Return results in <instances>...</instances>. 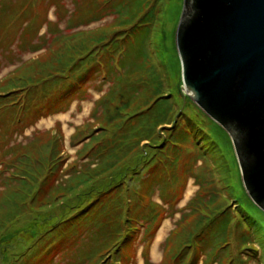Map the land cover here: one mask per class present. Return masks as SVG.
Masks as SVG:
<instances>
[{"label": "rangeland", "instance_id": "1", "mask_svg": "<svg viewBox=\"0 0 264 264\" xmlns=\"http://www.w3.org/2000/svg\"><path fill=\"white\" fill-rule=\"evenodd\" d=\"M15 1L18 2L0 0V5L3 4L0 13H9ZM95 1L100 6V17L85 23L91 15L88 9L81 10L82 0H27L31 2L32 21L36 22V26L43 25L39 34L31 22L20 24L17 19L9 26L7 33H11L10 41L7 39L9 42L0 43V92L5 90L9 77L20 74L23 64L33 62L39 56L43 58L37 61L48 62L44 74L52 70L57 61L52 52L57 49L54 44L57 36V40L62 36L61 40L65 38L71 42L74 38L85 36V33L95 34L93 30L102 26L113 29V24L117 22L116 14L104 8L105 0ZM152 6L155 12L151 9L146 20V41L141 39L143 28L137 32L139 41L146 42L150 63L165 78L164 91L170 92L176 103L172 116L176 120L179 117L176 112L188 97L183 90L182 66L176 42L184 0H157ZM6 16L0 15V22L4 23ZM79 17L84 21H80ZM49 23L55 24L53 30L49 28ZM100 48L102 44L95 41L88 44V50L92 49L91 55L99 52ZM118 57H115L116 61ZM116 61L113 62L116 69L109 75L92 73L82 79L81 89L72 87L66 91L68 93H57L53 96L52 106H46L50 112L46 110V114L39 118L32 111L31 119L26 121L27 109L23 110L18 102L13 109L18 106V117L23 115V122L15 124L11 119L0 122V171L12 160L21 159L29 152H36L33 154L35 159L49 156L52 146L56 149L55 161L58 165V170L50 174L47 182H42L44 178L41 177V185L34 184L36 187L28 199L25 198L26 193L17 191L15 182L7 186L2 183L8 172L0 177V264H73L76 256L81 257L88 249L89 256H93L95 247L99 251L103 245L100 251L105 253L103 262L107 264H144L145 261L146 264H172L173 256L183 246H191L192 256L194 252L199 253L196 264H204L203 261L207 264H264V211L248 198L233 139L219 123L223 131L217 138L214 137L218 147L212 148L208 141L205 154L197 149L194 141H188L190 145L182 159L172 169L165 168L158 174L152 169L153 160L146 165V159L140 156L144 150H139V147L153 153L159 146H147L148 141H143L136 148L131 146L132 141L126 143L119 154L120 165L134 163L139 157L141 171L134 183H138L141 191L136 193L138 188L132 187L124 195L111 199V203H106L107 207L100 204L99 209V202H95L81 217L71 220L82 211L90 195L92 200H97V191L113 185L108 174H100L91 183L92 190L84 187L69 189L74 185V173L83 171L89 160L85 154L90 150V160L94 162L92 167H96L103 160L96 156L99 148L113 144V136L118 134L117 129L101 138L103 141L89 143L90 135L85 136V133L99 129L97 127L101 123L98 120L105 117L107 107L115 105L106 104L103 97L118 88L117 76L125 75L126 70ZM38 65L33 63L22 74L36 79L37 73L42 74ZM119 125L127 126V120H119ZM164 129V126L157 129L160 138L165 136ZM170 133L167 132V135ZM53 169L48 164L42 173H50ZM131 175H127L123 182L131 181L132 184ZM120 176L115 177V182L121 180ZM27 186L22 187L26 189ZM188 189L192 190V194L186 197ZM104 200L108 201L109 196ZM223 205H227L229 211L216 209V206L223 208ZM118 208L125 223L121 228L124 233L118 238L121 245L117 249L115 238H105L110 233L106 236L101 234L107 230L111 219L120 216ZM149 209H154V212H147ZM11 213L13 222L10 220ZM63 218L66 220L61 225L64 228L61 234L68 237L62 239L61 236L44 245L49 238L46 233L59 225ZM79 229L81 235L73 243L70 233ZM161 230L164 231L163 236L157 241ZM108 245L111 248L105 252ZM231 254L232 258L229 257ZM117 259L122 262H117Z\"/></svg>", "mask_w": 264, "mask_h": 264}, {"label": "trees", "instance_id": "2", "mask_svg": "<svg viewBox=\"0 0 264 264\" xmlns=\"http://www.w3.org/2000/svg\"><path fill=\"white\" fill-rule=\"evenodd\" d=\"M129 1L105 0L103 4L104 8L107 9V11H112L117 16V22L113 24V29L109 30L108 27L102 26L93 30L95 34L89 35L85 33V36L74 38L71 42L65 40V38L61 40L62 36L57 40V36L55 38L56 41L54 40L57 49L53 51L51 49L57 58L56 64L52 70L44 74L48 62L43 64L40 62L41 60L37 61L40 57L43 58V56H39L35 58L33 62L23 64L21 68L19 67L20 74H18L17 77L16 75L9 77L5 82V90L0 92L1 123H4L7 119L13 120L15 124L22 123L24 119L23 115H19L20 117H18V106L22 107L23 110L27 109L26 121L31 119L32 111L36 117L39 118L40 115L46 114L45 111L48 110L46 106H52L54 103L53 96L57 93H65L72 87L76 90L77 88L81 89L83 86V83H81L83 82L82 79L92 73L103 72V75L107 76L110 72H113L116 69V65H114L113 62L116 61L115 57L119 55L116 62L122 69L126 70L125 75L122 77L118 75V88H115L116 90L112 89L109 94L103 97L106 104L115 103V105L110 108L107 107L105 117L98 120V122L101 123V126L97 127L99 129H96V131L93 129L89 133H85L87 135H84H90L89 143L93 140L101 142L103 141L101 138L107 137L109 133H114L117 129L118 134L113 136V144H106L105 147L99 148V152L96 156L97 158L102 157L103 160H101L96 167H92L94 162L90 160V150L85 154L89 160L83 168V171L78 170L77 173H74L72 181L74 185L69 186V189L73 190L75 188L84 187L87 188V190H92L91 183H93L96 176L100 174H108L109 178L113 181V185L110 188H108V186L103 190L97 191V200H92L90 195L82 211L78 213L77 216H73L71 220H76L81 217V215L87 212L95 202H99L98 209L100 204H105L107 207L106 203H111V199L113 200L116 196L124 195L126 192H129L132 187L138 188V183H134V181H136V178H139L141 171V168L138 167L142 162L139 161V157H136L134 163L128 162L120 165L121 161L119 160L121 156L119 154L122 151L121 148L126 143L132 141L131 146L136 148L140 146L143 141H148V143H146L147 146H159L153 153H147L143 147H139V150H144L143 155L140 156L146 159V165L150 160H153L151 165L153 166L152 169L158 174L165 168L172 169L180 159H182L183 155H185V150H187L190 145L188 141H194V145L197 146V149L206 154L208 141L212 144V148H214V146L218 147V143L214 140V137L217 138V135L219 136V133L223 131L222 127L189 96L184 100L185 104L179 107V112H176L177 116H179L178 119L176 117V120L174 118L172 119L176 103L172 99V94L170 92L165 93L163 83L165 78L160 76V74L156 72V68L150 63L149 53L146 54V42H143L144 40H142V43L139 41L137 32L138 29L143 28V34L140 36L141 39H145L146 41V20L148 19L151 9L154 10L152 5L157 0ZM2 7L3 4L0 5V8ZM7 8H9V6ZM81 8V10L84 8L88 9L91 17L87 21L79 17L80 21L89 23L98 20L100 17V6H98L95 0H82ZM3 14L7 16L4 18V23L0 22V43L10 41L11 33L8 34L7 30L17 19L20 20V24L31 22L37 34L40 33L43 24L36 26V22L32 21L34 15L32 14L31 2H27V0L15 1L10 12L0 13V15ZM63 14L65 15L66 11ZM54 26V23H49V28L51 30H53ZM7 39H9V41H6ZM75 41L78 42L73 44ZM91 41L102 44L100 51L92 55L90 54L92 49L88 50V44ZM33 63H36V65L40 63L38 69L42 72V74L37 73L36 79L32 75L26 76L22 74L25 69L29 70V66L33 65ZM6 89L8 90L6 91ZM21 98L23 100L22 103ZM101 101L102 98L100 99V102ZM17 103V109H13ZM48 112L50 111L48 110ZM36 113H38V115ZM18 118L20 120H18ZM119 120H127V126H117ZM116 126L117 128H115ZM163 126L165 129L162 132L165 136L160 138V133H158L157 129ZM180 128L182 129L181 132L179 131ZM167 132L171 133L167 135ZM132 136L133 139L130 140ZM159 138L160 140L157 142L156 140ZM55 150V146H52L51 154H49V156L43 155V158L41 157L40 159L33 158V154L36 152H29L31 155L26 153L24 154L25 157L12 160L10 164L8 163L9 166L0 171V177L6 175L8 172L6 175L7 177H5L2 183L7 186L12 185L11 182H15L14 185L17 186V191L26 193L27 195L25 198L28 199L36 187L34 184L41 185L39 183L41 182V177L44 178L42 182H47L51 178L50 174H54L58 170V165L56 166L57 161H55V156L57 154ZM116 162L119 165H117ZM48 164H50V166L52 165V169H54L50 173L44 172L43 174L42 172L45 170V167H48ZM153 170H151V172ZM12 172H14L13 175ZM130 173L132 174V184L131 181L127 183L123 182V179ZM151 174L154 175L155 173ZM157 174L155 176H157ZM117 176H120L121 180L119 179L115 182ZM241 180L243 182V178H241ZM125 184L126 187H124ZM25 185H28L26 189L22 187ZM139 190V188L138 191L135 190L136 193L139 192ZM66 192L69 191L67 190ZM247 195L251 200L248 193ZM107 196H109L108 201L104 200ZM91 200L93 202L89 203ZM122 200H124V198ZM41 202L42 200L40 204H42ZM209 206L212 208L211 204H209ZM223 206V208L216 206V209L219 211H229L227 205ZM147 212H154V209H149ZM223 212L224 211H222V214ZM118 213L120 216L111 219L107 226V230L103 231L101 234L105 235L110 233L108 237L105 235V238L109 240L115 238V241L118 242L117 249L118 246L121 245L118 238L124 233L121 228L125 223V218H123V213L119 208ZM203 216H205V214H203ZM13 218L14 216H12L11 213L10 220L12 222ZM64 220L66 219L63 218L59 225L46 233V237L49 238L46 239L44 245L51 244L56 238H60L61 236L62 239L68 237H64L61 234L64 231V228H62L63 226H61ZM70 235L74 243L81 235V231L80 229L77 231L73 230ZM183 247V249H180L179 252L173 256L172 264H196L199 259V253L194 252L192 256L193 252L190 251L191 246ZM97 248L98 247H95L93 256H89V254H91L89 249L83 252L81 257L76 256L73 264H83V261L85 262L84 264H107L103 262L105 253L100 251L104 248V245L100 247L101 249L99 251H97ZM109 248H111V245L105 248V252ZM229 257L232 258L233 255H229ZM82 258L86 259L87 262ZM94 258L95 260L92 262ZM113 258L114 256L112 259ZM233 260L234 258L232 261ZM117 262L121 263L122 261L117 259ZM203 263L207 264L206 261H203ZM144 264H146V261Z\"/></svg>", "mask_w": 264, "mask_h": 264}, {"label": "water", "instance_id": "3", "mask_svg": "<svg viewBox=\"0 0 264 264\" xmlns=\"http://www.w3.org/2000/svg\"><path fill=\"white\" fill-rule=\"evenodd\" d=\"M176 42L183 90L232 137L264 211V0H184Z\"/></svg>", "mask_w": 264, "mask_h": 264}, {"label": "bare ground", "instance_id": "4", "mask_svg": "<svg viewBox=\"0 0 264 264\" xmlns=\"http://www.w3.org/2000/svg\"><path fill=\"white\" fill-rule=\"evenodd\" d=\"M191 194H192V190H191V189H188V190H187V193H186V197L190 196ZM163 233H164V231L161 230L160 233L158 234L157 241H159V240L162 238Z\"/></svg>", "mask_w": 264, "mask_h": 264}]
</instances>
